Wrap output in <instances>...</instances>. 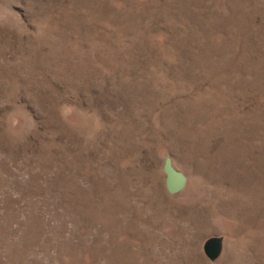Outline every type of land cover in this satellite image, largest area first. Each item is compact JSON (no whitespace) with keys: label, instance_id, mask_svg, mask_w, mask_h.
<instances>
[{"label":"rangeland","instance_id":"rangeland-1","mask_svg":"<svg viewBox=\"0 0 264 264\" xmlns=\"http://www.w3.org/2000/svg\"><path fill=\"white\" fill-rule=\"evenodd\" d=\"M0 264H264V0H0Z\"/></svg>","mask_w":264,"mask_h":264},{"label":"water","instance_id":"water-1","mask_svg":"<svg viewBox=\"0 0 264 264\" xmlns=\"http://www.w3.org/2000/svg\"><path fill=\"white\" fill-rule=\"evenodd\" d=\"M165 173V185L170 194H178L185 188L187 184V175L177 169L170 156H166L163 164ZM223 238L221 236H212L205 241V254L211 259L216 260L223 252Z\"/></svg>","mask_w":264,"mask_h":264}]
</instances>
